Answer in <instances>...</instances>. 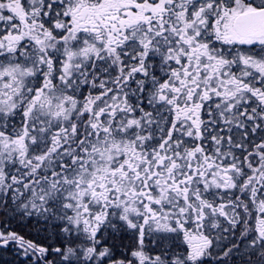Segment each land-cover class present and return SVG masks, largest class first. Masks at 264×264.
<instances>
[{
	"label": "snow or ice",
	"instance_id": "obj_1",
	"mask_svg": "<svg viewBox=\"0 0 264 264\" xmlns=\"http://www.w3.org/2000/svg\"><path fill=\"white\" fill-rule=\"evenodd\" d=\"M0 264H264V0H0Z\"/></svg>",
	"mask_w": 264,
	"mask_h": 264
},
{
	"label": "flooded vegetation",
	"instance_id": "obj_2",
	"mask_svg": "<svg viewBox=\"0 0 264 264\" xmlns=\"http://www.w3.org/2000/svg\"><path fill=\"white\" fill-rule=\"evenodd\" d=\"M5 258H6V259H10V256H7V255H6Z\"/></svg>",
	"mask_w": 264,
	"mask_h": 264
}]
</instances>
